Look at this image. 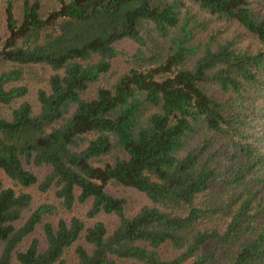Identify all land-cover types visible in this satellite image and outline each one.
Instances as JSON below:
<instances>
[{
	"label": "trees",
	"instance_id": "16d2710c",
	"mask_svg": "<svg viewBox=\"0 0 264 264\" xmlns=\"http://www.w3.org/2000/svg\"><path fill=\"white\" fill-rule=\"evenodd\" d=\"M0 31V264H264V0H0Z\"/></svg>",
	"mask_w": 264,
	"mask_h": 264
},
{
	"label": "rangeland",
	"instance_id": "374dc122",
	"mask_svg": "<svg viewBox=\"0 0 264 264\" xmlns=\"http://www.w3.org/2000/svg\"><path fill=\"white\" fill-rule=\"evenodd\" d=\"M0 34H1V31H0ZM117 47L119 50L124 51L128 54H133L136 50V45L130 41H123L119 43ZM124 68H125L124 58L120 57L119 60H117V62L115 63L113 71L114 73H117ZM26 84L29 86L30 94L25 98V100L29 101L34 106V108H36L38 107L37 91L39 88L43 87V84L40 83L39 81H30V80H28ZM3 111L6 116L10 115V110L7 107H4ZM45 173H46V170L38 171V174L40 176H44ZM110 191L114 195L122 197L127 200L128 210L131 215L136 213L144 205L148 204V200H146V198L142 194L134 190L122 189V188H110ZM29 192L33 195L35 204H38V205L41 203H44L46 199L49 197V196H45L41 194L35 188L30 189ZM84 211L85 209L81 208V210L78 212L81 214V213H84ZM101 219L108 225L110 224V226L112 227L117 224V220H115L112 217H103ZM38 236L39 237L41 236L40 232L38 233Z\"/></svg>",
	"mask_w": 264,
	"mask_h": 264
}]
</instances>
